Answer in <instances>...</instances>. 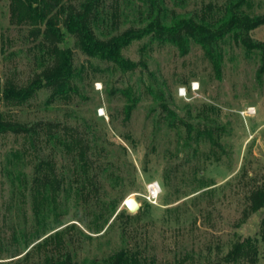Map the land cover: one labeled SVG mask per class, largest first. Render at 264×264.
Segmentation results:
<instances>
[{
    "label": "rangeland",
    "instance_id": "obj_1",
    "mask_svg": "<svg viewBox=\"0 0 264 264\" xmlns=\"http://www.w3.org/2000/svg\"><path fill=\"white\" fill-rule=\"evenodd\" d=\"M103 1L94 26L102 39L143 28L158 11L167 24L215 21L233 2ZM241 12L264 14V0H246ZM29 29L13 23L9 0H0V87L7 78L24 84L40 69ZM248 33L264 44V25ZM68 46L74 92L49 103L46 90L24 105L0 102L8 119L59 126L33 139L0 135V264H49L66 253L72 264H108L121 248L153 264H225L221 257L245 238L256 243L255 264H264V208L242 217L246 193L264 180L261 53L231 36L211 51L189 39L181 51L149 35L120 51L123 68L81 53L73 39ZM63 126L85 141L86 164ZM41 160L61 180L58 190L34 182ZM152 182L160 190L150 202ZM128 197L140 204L135 213L122 204Z\"/></svg>",
    "mask_w": 264,
    "mask_h": 264
},
{
    "label": "trees",
    "instance_id": "obj_2",
    "mask_svg": "<svg viewBox=\"0 0 264 264\" xmlns=\"http://www.w3.org/2000/svg\"><path fill=\"white\" fill-rule=\"evenodd\" d=\"M149 1L152 7L155 5L157 7L156 0ZM103 2V0H82L75 5L71 2L63 4L60 0H9L12 22L30 27L28 36L38 40L37 48L43 57H41L40 69L28 82L18 84L12 78L3 81L0 87V102L11 106L24 105L32 100L38 91L46 90L49 93L47 101L49 103L74 92L77 72L73 64L74 54L68 46L69 39L74 40L81 53L125 68L129 63L123 59L120 51L133 39L150 35L151 39L172 43L181 51L185 50L187 41L191 39L211 51L216 42L231 36L246 50L254 49L261 53V67L258 73L264 71V44L253 41L248 33L264 25V14L256 16L243 14L241 7L246 0H233L215 21L204 18L199 20L182 18L167 24L158 11L145 27H132L107 39L97 37L94 31V26L101 21ZM162 107L168 121H171L169 118L174 117V114L166 104H162ZM58 130L59 126L55 122L36 121L27 124L13 121L0 114V135H21L33 139L42 132L51 136L59 133ZM60 130L62 135L70 138L77 147L79 161L86 164L87 145L83 138L74 133L73 129L63 126ZM35 172L34 182L36 181L38 185L59 189L62 182L52 173V166L48 161L41 160L37 163ZM88 179L86 178L87 181ZM245 201L243 220L264 208V180L253 183L245 195ZM259 234L264 242V217L261 220ZM257 255L256 243L250 238H245L235 242L221 257L220 263L255 264ZM49 264H72L71 256L66 253L62 259ZM108 264H153V260L148 261L145 257H139L138 253L134 254L127 248H121L109 257Z\"/></svg>",
    "mask_w": 264,
    "mask_h": 264
},
{
    "label": "built area",
    "instance_id": "obj_3",
    "mask_svg": "<svg viewBox=\"0 0 264 264\" xmlns=\"http://www.w3.org/2000/svg\"><path fill=\"white\" fill-rule=\"evenodd\" d=\"M180 92H183V91L180 90ZM147 186H148L147 187V191H148L147 199L151 202L157 197L160 187L158 186L156 182H152Z\"/></svg>",
    "mask_w": 264,
    "mask_h": 264
},
{
    "label": "water",
    "instance_id": "obj_4",
    "mask_svg": "<svg viewBox=\"0 0 264 264\" xmlns=\"http://www.w3.org/2000/svg\"><path fill=\"white\" fill-rule=\"evenodd\" d=\"M122 204L130 213H135L140 208V204L131 197L126 198Z\"/></svg>",
    "mask_w": 264,
    "mask_h": 264
}]
</instances>
